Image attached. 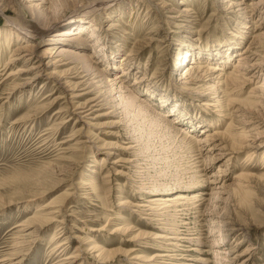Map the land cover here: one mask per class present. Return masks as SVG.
<instances>
[{
	"label": "rangeland",
	"instance_id": "rangeland-1",
	"mask_svg": "<svg viewBox=\"0 0 264 264\" xmlns=\"http://www.w3.org/2000/svg\"><path fill=\"white\" fill-rule=\"evenodd\" d=\"M95 1L0 0L1 33L17 29L12 22L44 29L36 36L19 29L17 41L36 46L40 56L32 62H41L43 77L15 94L10 88L39 69L0 80V259L12 253L20 264H55L59 252L52 248L69 236L62 256L80 255L71 264H144L127 253L133 247L146 264L170 250L175 264H264V0H116L103 11L83 13ZM69 26L95 45L75 49L88 48V61L59 53L67 44L57 42V34ZM207 42L217 46L204 54L215 59L194 81L185 72L196 58L181 60L183 51ZM16 43L6 35L0 42V72ZM249 45L241 67L246 79L225 81L219 73L229 74ZM215 65L221 68L207 71ZM217 81L225 84L217 85L219 93H201L202 83ZM84 92L92 93L74 97ZM213 95L228 101L225 116L219 117L218 106L203 105L215 103ZM98 96L91 114L75 110ZM249 100L255 101L251 108ZM181 126L192 136L177 130ZM74 132L81 134L68 140ZM82 139H90L91 148H83ZM170 185L189 186L179 188L201 198L176 219L167 210L159 216L131 207L177 193ZM62 203L55 218L47 214L54 208L48 205ZM230 223L243 229L231 231ZM158 233L178 239L170 245L165 237L155 239ZM55 234L62 237L54 241ZM181 234L189 239L180 240ZM91 238L97 248L117 252L101 256ZM226 248L246 255L221 254Z\"/></svg>",
	"mask_w": 264,
	"mask_h": 264
},
{
	"label": "bare ground",
	"instance_id": "bare-ground-1",
	"mask_svg": "<svg viewBox=\"0 0 264 264\" xmlns=\"http://www.w3.org/2000/svg\"><path fill=\"white\" fill-rule=\"evenodd\" d=\"M114 1H116V0H96L88 8H86V10H85L86 12H83V13H86L87 15H90V14L92 15V14L97 13L98 11H103L105 9H108L106 6L111 5L112 3H114ZM237 4L238 5H242L243 2L236 3V5ZM231 5H232V3H231ZM244 9H245V7H242L241 6V7H238L237 10L242 11ZM184 10H189V9H184ZM240 11H238V12H240ZM238 12H237L238 15L241 14V13H238ZM243 15H245L244 12H243L242 16ZM38 20H39V18H38ZM12 23L17 27V29H13V30H10V31H6L5 34L3 32L2 33L0 32V42L5 37V35H6V38L9 40L10 43H14V42L16 43L17 41H19V38L21 36V34H20L21 31L19 29L23 30L24 31L23 33H25L26 35L27 34L29 35L30 33H33L36 36V35L42 34L44 32V29L42 27L38 26L34 22L31 23L30 25L28 24V26L26 24L21 23V22H19V24L18 23H15V22H12ZM65 25H71V24L70 23H65ZM257 26L258 25L255 23V27H257ZM246 27H248V25H246L245 28ZM257 32L258 33H257V35H255V37H259L261 35V33H260L261 31L257 30ZM57 35H59V37H60V38H58V40H56L57 42L59 41L61 43L63 41V43H66L67 44V45H61L60 46L61 47V51H59V53H63L62 54L63 56L68 55V56H70V58H75L77 61L79 60L80 62L81 61H84V60H87V57H90L91 54L89 55V54L86 53L88 48L81 49V50L79 49L80 51H76L75 50V49H78L80 47V45L81 46L82 45H85L87 47L89 46V47H92V48H94V46H95L94 44H92V41L90 40V38H88V35H86L84 32H82L81 30H79V28H77V26L75 28L72 27V26H69L68 28H64V29L61 30V33L60 34H57ZM68 36H69V39H68ZM24 37H25V35L22 37V39ZM66 40H68V41H66ZM256 40H258V39L256 38L255 39V42H256ZM236 44H237V42H236ZM229 45L232 46V44H229ZM212 46H217V45L212 44V42L211 43L210 42H207V43H204L203 45H201L199 47L198 51L191 52V50H189V49L186 50L185 52L183 51V53H186V55L183 56L181 60H183L184 58L188 57L187 55H191V54L194 56V58H196V61H194V62L192 61L193 64H191L189 66V68L185 72L186 75L191 76V78L194 81L197 78H202V76H199L198 73H199L200 70L202 71V70H204V68L208 67V66H204V64H209L212 61H214V59H215L214 57L208 56V55H207L208 56L207 57L204 54V52L205 53L212 52V54H213ZM251 48H253V47H251L250 45L247 46L246 49L244 50L243 54L239 57L240 60H238V64L234 67V69L229 74H227L226 72L224 73V71H221V73H219L220 77H224L225 78L224 79L225 81L234 80L233 77H237V79H238L237 81L241 80V78L246 79L245 78L246 72L243 71V68H241V67L243 65L242 62H245L246 59L248 58V56L246 54H248L249 52H251ZM94 52L96 54V50ZM45 53H47V52L46 51L43 52V54H45ZM66 53H69V54H66ZM71 53H75V54H71ZM215 53L217 54V52H215ZM226 53H228V51ZM232 53L233 52H231L230 54H228L226 59L229 60L230 59L229 57L232 56ZM38 56H40V53H37L36 46H34L31 43L30 40H25L24 43H21V42H17L16 43L15 49L12 51V54H11L9 60L5 63L4 68H3V71L6 70L7 68H8L7 69L8 71L5 72V73L3 71L0 72V80L3 78L2 75H6L5 76V79H11V78L18 79L25 72L32 71V70H35V69H39V71H36V73L33 74V75H31L28 78V80H26L25 82L14 84L10 88V91H9L10 93L12 92L13 94H15L17 91H23L25 88L31 87L32 84H34L36 81L40 80L43 77L42 74H41L42 73L41 72L42 69H40V67H42L41 62L38 65H35L36 63H33L32 62V61H34V59L38 58ZM126 56H125L124 60L125 61H128L130 59L131 55L129 54V55H126ZM93 57L95 58V56H93ZM209 60H211V61H209ZM73 61H74V59H73ZM77 61H74V62H77ZM20 63H23V64H21L20 66H18L16 68H12L11 69V67H9V66H11L13 64L14 65H17V64H20ZM83 67H85L84 68L85 69L84 71H88V68H86V65L83 66ZM220 68L221 67H218V65H215V67H212V68L209 67V68H207V71H209V70L210 71H216V70H219ZM221 70H223V69H221ZM7 73H8V75H7ZM92 73H90L89 75H92ZM50 76H51V74H50ZM202 85H203L204 88H203V91L201 93H203V92H205L206 90L209 89L210 91H213V94H217V93H219V89H220L219 87H217V85H225V84H223L222 82L217 81V82H215V84L212 83L210 85L209 83L206 82V83H202ZM21 88H22V90H20ZM226 90H228V86L225 88V91H222L220 93H223V95H225L224 93L226 92ZM87 93H92V92L76 93V95L74 97H81V96H83L84 94H87ZM101 97L102 96H98L96 98H90L89 100H87L83 104L77 103V105L76 104H73V105H76L75 106V110L82 108L81 111H80L81 113H83V112L86 113L87 112L86 114H91L93 111H95V109H96L95 107L99 105V101H97V99H99ZM250 97L253 98V96H250ZM211 98H217L216 102L213 103L212 102L213 99H212V101L210 103L207 102V101L203 102V105H207V107L218 106V108H219L218 110L220 112L219 117L225 116L222 113L223 110H224V106H225V105H223V102L226 103V104H228V101L225 102L223 98H222L223 99V101H222L221 98H218V96H215V95H213ZM140 101L145 106H147V104H149V101L145 97H141L140 100H139V102ZM177 101L178 100H176V102ZM254 102H255L254 100H251V101L249 100L247 102V105H249L248 107L249 108L253 107L252 104H255ZM148 106H150V105H148ZM174 111H175V109H174ZM249 111H251V110H249ZM58 112H61V111L59 110ZM142 112L145 113V111H142ZM166 113L165 112L162 113L160 111L155 112V114L161 116V118H166V121H169V124L170 123L171 124L172 123H175L176 124L177 122H174V120L172 118L170 119V116L169 115H166ZM251 121L252 120H250V122ZM66 122H68V118H64L61 123L65 124ZM231 122H232V119H231ZM231 122H230V125H232ZM207 125L208 124H206V126ZM161 127H162V125H161ZM177 130L182 131L183 133H185L187 135V137L188 136H192L187 131V129L184 128L183 126L178 127ZM80 134H81V132H74L73 134H71L73 137L69 138L68 140H72V139L74 140ZM218 134H222V133L219 132ZM218 134H216V135H218ZM85 137L90 138L91 136L88 135V136H85ZM192 138H193V140L196 139V137H194V135H193ZM68 140H62L60 143H65ZM90 142H91L90 139H82V141L79 142V143L83 144V148H91V146L88 145V143H90ZM104 146L105 145H103V147ZM97 147L99 148V145ZM241 177H242V179H243V177H245L246 179H248V175H246V174L243 175V176H241ZM244 181H245V179H244ZM170 187H171L170 188L171 190H175L176 192L177 191L178 192L177 193H173L174 191H170V190H167V192H166V189H169V188H166V189L164 188V189H162L163 190L162 191L163 193H173V194H171L169 196H161V195H158V196L150 197V198H148L146 200V202H147L146 204L145 203H140V202H138L136 204H133L132 203L131 204V207H134L135 209H137L141 213L142 212H145L146 210H149V214L150 215L151 214L152 215L153 214H156V215H159V216H165V214H166L165 211H163L165 213H163V212L160 213L159 212L160 210H167L168 212H170L169 215L176 219L177 217H179L180 214L182 215V214H184V212L189 211L190 210V207L193 206V204H195L196 200L201 198V195L200 194H196L195 192H191L190 190H183L182 188H179V187H185V188H187L189 186L179 185V187H176V186H171L170 185ZM153 190H155L156 192H160V191H158V190H160V189H158V187H157V189H154L153 188ZM69 195H72V193L69 194ZM63 205H64L63 203L60 206L59 205L58 206H51V205L49 206L48 205L47 207H54V208H52L51 211L47 212V214H49V215H51V216H53L55 218L57 216V214L60 213L63 210ZM45 209H48V208H45ZM45 209H43V211ZM172 209H175V210H172ZM196 209H198V207H196ZM44 215L46 216V218H48V215H46V214H44ZM44 215L41 214V215H39V216L37 215V216L38 217L43 216V218H44L45 217ZM37 218L35 217V219H37ZM33 221H32V223H33ZM230 225L232 226L231 227V231H237V230H242L243 229L241 227L240 228H236V225L237 224H234V223H230ZM38 227H40V226H38ZM163 231H167V230H163ZM172 231H176V233H178L177 228H175V229L173 228ZM181 235H183V234H181ZM189 236H191V235H189ZM61 237L62 236H60V234H57V235L55 234L53 240L56 241L57 239H60ZM161 237H165L168 241H170L169 242L170 245H173L174 244V240L178 239L177 234L175 236H171V235H165V234H162V233L156 234L155 239L161 238ZM68 238H69V236H67L66 238H64L61 241H59L56 244H54V246L52 248L53 249V252L55 251L54 254H56V253L59 252L58 255H57V258L59 260L57 262H55V264H64V262H63L64 259L65 260H69L66 263L71 264V262H73L72 260H74V258H79L80 257L79 254L70 255L67 258L65 256H62V253L65 251L64 246L68 244ZM185 239H189L188 235L187 236L183 235L182 238H180V240H185ZM89 241L93 243L91 245V246H93L91 249H94V248H97L98 247V244L95 243V242H93L94 239L91 238ZM242 243H243V241L240 242V245H242ZM161 246H164V245H161ZM97 249L100 251L99 254L101 256L111 255V254H114L115 252H117V251H115L113 249L112 250H108L107 248H104L103 246L102 247L99 246V248H97ZM138 250L139 249L137 247H133L127 253H131V254L134 255L132 259H136L138 261H143V263L146 264L147 259L141 253H138L137 254L136 251H138ZM235 251H236L235 248L234 249H230V250L228 248H226L225 250H223V252L221 254L231 255V256L233 255L235 257V259H238V257H240V256H245L246 255V253H240L239 251H236V252ZM168 252H174V251L173 250H170V251H167V252L166 251H163L162 253H159V252L158 253H155L154 256H153V258L148 261V264H175L174 261L176 260V257H177L176 254L175 253H168ZM218 255L219 254H217V257H220V255L219 256ZM17 257L18 256L14 257V254H12V253L9 254V255H5L3 258L0 259V263L1 264H20L21 259L13 262V259H16ZM63 257H65V258H63ZM224 258H226V260H228L227 257H224ZM238 261H240V260H238ZM243 261H246V260H243ZM131 264H134V263H131ZM181 264H183V263H181ZM234 264H238V263L237 262H234ZM239 264H243V263L239 262Z\"/></svg>",
	"mask_w": 264,
	"mask_h": 264
}]
</instances>
